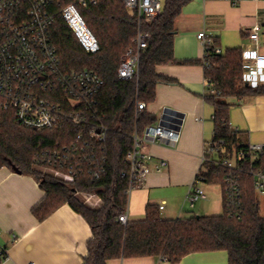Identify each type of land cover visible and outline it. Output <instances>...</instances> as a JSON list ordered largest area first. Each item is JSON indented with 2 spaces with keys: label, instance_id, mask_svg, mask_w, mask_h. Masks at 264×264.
Masks as SVG:
<instances>
[{
  "label": "trees",
  "instance_id": "trees-1",
  "mask_svg": "<svg viewBox=\"0 0 264 264\" xmlns=\"http://www.w3.org/2000/svg\"><path fill=\"white\" fill-rule=\"evenodd\" d=\"M78 1L53 0L57 12L53 39L64 69H88L104 80L98 104L110 131L104 142L85 152L89 156L95 154L98 165L85 163V175L71 184L55 178L47 171L52 165L45 163V158L75 143L80 131L74 128L37 131L18 124L12 112L0 110V168L13 170L15 167L40 183L46 197L33 209L39 221L46 220L65 204L87 221L92 238L87 245L84 264L144 257L177 263L191 254L218 251L228 253L229 264H264V216L260 213L261 203L249 162H242L240 205L234 211L225 194L227 172L217 165L220 159L237 158L240 151L249 147L243 133L231 125L235 104L230 100L264 96V85L250 86L245 81L243 51L231 48L223 54L212 53L208 58L210 67L205 69L206 79L212 84L207 88L205 100L214 108V138L210 144L218 153L208 155L209 161L205 164L208 172L203 182L222 187L223 214L166 220L159 208L151 205L144 220L128 221L125 225L118 218L127 211L131 186L126 176L130 170L126 159L134 146V134L143 135L156 122V117L147 111V105L155 101L157 86L178 84L177 80L160 75L157 68L177 63L175 23L183 8L193 0H166L156 21L142 23V31L152 37L141 55L139 77L127 81L119 79L118 70L138 35L136 14L129 12L120 0H103L97 6L80 7L100 44V51L90 55L58 13L60 6ZM216 47L218 44L214 41L212 50ZM138 103H145L146 108L138 110ZM259 162L264 166V157L255 164H261ZM99 167L105 172L96 178ZM81 192L98 195L102 205L89 206L78 196Z\"/></svg>",
  "mask_w": 264,
  "mask_h": 264
},
{
  "label": "crops",
  "instance_id": "crops-1",
  "mask_svg": "<svg viewBox=\"0 0 264 264\" xmlns=\"http://www.w3.org/2000/svg\"><path fill=\"white\" fill-rule=\"evenodd\" d=\"M260 25V53L264 56V0H193L177 18L174 54L177 63L161 65L157 72L177 80L176 85L160 84L147 111L158 125L166 109L183 115L176 147L145 142L142 151L151 157L143 188L129 195V222L142 221L148 206H157L166 220L223 214V190L218 185L199 183L206 199L192 207L187 201L202 167L205 148L214 138V108L207 94L205 50L197 36L204 31L222 52L240 48L253 50L249 31ZM246 83L264 85V72L249 69ZM231 125L243 133L249 145H264V96L232 99ZM180 120V118H178ZM176 127V124H170ZM46 197L32 176L0 168V264H84L92 230L87 221L65 204L44 221L33 209ZM98 208L102 203L93 200ZM163 206L164 209H160ZM107 264H229L225 251L196 253L177 263L158 257L110 260Z\"/></svg>",
  "mask_w": 264,
  "mask_h": 264
},
{
  "label": "built area",
  "instance_id": "built-area-1",
  "mask_svg": "<svg viewBox=\"0 0 264 264\" xmlns=\"http://www.w3.org/2000/svg\"><path fill=\"white\" fill-rule=\"evenodd\" d=\"M101 1L79 0L58 8V13L90 55L100 51V44L83 18L80 7L97 6ZM120 1L129 12L136 14L139 22L134 45L126 51L118 70L119 79L127 81L139 77L141 55L152 37L150 33L142 31V23L156 21L164 6L160 0ZM56 13L53 0H0V110L12 112L18 124L37 131H62L67 128L80 131L75 143L49 154L50 157L44 160L52 165L47 171L64 183L71 184L85 175V163L98 165L95 154L89 156L85 152L90 151L95 144L104 142L110 129L103 121L98 104L104 80L88 69L67 71L63 67L53 39ZM260 32L261 27L257 25L248 34L254 48L243 52L245 81L250 74V67L257 75L264 72ZM197 38L205 50L203 65L207 69L210 67V55L223 52L219 47L212 50L214 40L206 32H200ZM211 86V82L206 79V87ZM137 107L138 110H144L146 104L138 103ZM133 138L134 146L126 159L130 167L126 174L131 182L129 195L133 189L144 187L149 174L148 162L151 157L143 153V144L150 142L176 147L180 131L176 127L158 124L149 126L143 135L136 132ZM216 153L217 148L211 144L206 146L202 167L187 196L192 207L197 201L206 199L205 192L196 185L204 181V174L208 172L205 166L209 161L208 155ZM263 157L264 145L259 144L249 145L246 150L238 153L237 158L218 161L217 165L227 172L225 194L232 211L240 205V180L244 161L249 162L259 199L264 198V166L262 162L255 164ZM104 172V168L99 167L95 177L100 178ZM78 196L93 206L97 205L94 199L103 203L96 194L81 192ZM160 209L164 207L160 206ZM118 220L126 225L127 212L120 215Z\"/></svg>",
  "mask_w": 264,
  "mask_h": 264
},
{
  "label": "water",
  "instance_id": "water-1",
  "mask_svg": "<svg viewBox=\"0 0 264 264\" xmlns=\"http://www.w3.org/2000/svg\"><path fill=\"white\" fill-rule=\"evenodd\" d=\"M178 118H180V120ZM181 118H183V115H181L180 113L171 109H166L159 124L161 126H171L170 124H176V128L180 130V126L182 124ZM13 170L16 173L21 174V172L17 168L13 167Z\"/></svg>",
  "mask_w": 264,
  "mask_h": 264
},
{
  "label": "rangeland",
  "instance_id": "rangeland-1",
  "mask_svg": "<svg viewBox=\"0 0 264 264\" xmlns=\"http://www.w3.org/2000/svg\"><path fill=\"white\" fill-rule=\"evenodd\" d=\"M160 1H161L162 5L164 6L166 0H160ZM231 100H232V99H231ZM220 187H221V186L218 185L216 188L219 190ZM79 197H81V196H79ZM81 199H83V198L81 197ZM83 201L85 202L84 199H83ZM260 203H261V206H260V213H261L262 216H264V198H260Z\"/></svg>",
  "mask_w": 264,
  "mask_h": 264
}]
</instances>
